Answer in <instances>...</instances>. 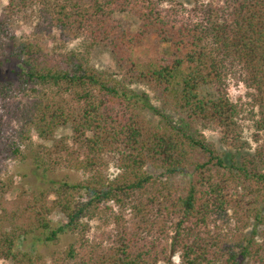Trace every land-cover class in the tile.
I'll use <instances>...</instances> for the list:
<instances>
[{
  "label": "trees",
  "instance_id": "trees-1",
  "mask_svg": "<svg viewBox=\"0 0 264 264\" xmlns=\"http://www.w3.org/2000/svg\"><path fill=\"white\" fill-rule=\"evenodd\" d=\"M185 1L7 0L0 40L11 39L13 65L0 69V93L15 82L52 90L27 121L51 142L46 156L54 164L86 178L44 177L46 188L33 189L12 213L20 224L12 221L1 236L0 258L39 264L42 255L23 248L29 238H85L87 221L101 213L113 227L83 255L71 243L64 264H264V141L237 157L231 137L240 109L224 89L225 78L241 72L256 92L255 128L264 136V0H191L196 19L184 15ZM41 7L61 35H84L106 50L118 75L73 51L50 55L37 40H15L8 25ZM121 13L135 16L137 28L124 25ZM133 85L150 89L161 108ZM5 125L0 116V161L23 156ZM59 129L68 133L56 137ZM203 129L221 133L235 153L219 150ZM40 158L34 155L37 167ZM53 212L64 222L54 223Z\"/></svg>",
  "mask_w": 264,
  "mask_h": 264
},
{
  "label": "rangeland",
  "instance_id": "rangeland-1",
  "mask_svg": "<svg viewBox=\"0 0 264 264\" xmlns=\"http://www.w3.org/2000/svg\"><path fill=\"white\" fill-rule=\"evenodd\" d=\"M217 2L218 0H213V4ZM6 3L7 0H0V18ZM185 6L184 15L196 19L191 0H186ZM41 9L42 7L37 8L29 17L21 16L10 23L8 25L10 35H14L15 40H37L50 55L73 51L86 58L89 64L96 68L114 72L118 75L120 69L106 50L91 46L84 35L74 38L61 35L59 29L51 25L50 20H48ZM117 16L123 21L124 25L132 29L137 28L138 20L130 13H121ZM10 41L11 39L8 38L0 40V62L2 63H0V69L11 68L13 65H11L13 59L9 62L7 60L10 53V46L8 45ZM166 46H160L161 53L166 52ZM30 87L23 88L19 83L15 82L7 93H0V116L6 123V136L20 143L23 151V156L20 158H8L0 161V187H2L0 189V238L4 233L12 231L13 222L20 224V219H11L12 213L18 212L24 206L30 192L36 188H46L44 177L71 182L86 178V173L83 171L63 166V164H54V160H50L46 156V149L50 148L51 142L39 137L34 128L30 127L27 119L29 111L37 102L51 99L54 93L50 89L42 90L36 86L35 90H31ZM133 87L140 91H145L149 95L152 104L161 108L160 101L155 98L150 89L142 85H133ZM224 89L229 99L236 103L240 109L237 116V132L231 137L232 140L233 137H236L235 143L240 145V152L235 153L236 148L231 142L227 144L226 140L222 138V134L218 131L212 129H203L202 131L206 138L213 142L219 150L230 151L239 157L243 153L252 152L259 143L264 141V136L255 128L256 120L258 119L257 95L242 80V74L239 71L233 72L225 78ZM146 114L152 119H157L158 117L150 111ZM67 133V129H59L55 136L60 137ZM257 135H261L259 141L255 140ZM36 153L41 155L40 162L43 164L41 167H37L34 162ZM116 172V167L113 163H110L107 170L109 177H113ZM178 178L186 179L187 177L180 176ZM2 189L5 191L1 192ZM49 218L54 223L64 222V219L57 212H53ZM87 222L88 229L85 238L70 233L60 236L58 241L49 243L34 242L32 238H29L23 248L34 250L42 255L43 262L39 264H55V262L64 264L65 250L71 243L74 244L76 253L83 255L85 251L88 252L92 247L91 244H94V238L98 237L102 230L110 229L114 225L111 215L101 213ZM172 259L176 263L179 261L177 256ZM0 264L13 263L9 259L0 258ZM157 264H163V262Z\"/></svg>",
  "mask_w": 264,
  "mask_h": 264
}]
</instances>
